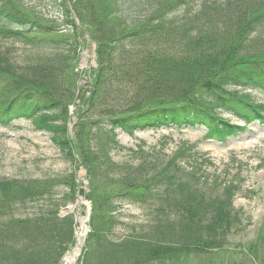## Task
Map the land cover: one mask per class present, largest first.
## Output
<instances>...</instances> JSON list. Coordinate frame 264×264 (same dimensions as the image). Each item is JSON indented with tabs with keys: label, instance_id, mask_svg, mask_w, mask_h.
I'll return each mask as SVG.
<instances>
[{
	"label": "trees",
	"instance_id": "obj_1",
	"mask_svg": "<svg viewBox=\"0 0 264 264\" xmlns=\"http://www.w3.org/2000/svg\"><path fill=\"white\" fill-rule=\"evenodd\" d=\"M97 1L0 0V126L23 120L48 131L63 161L87 171L93 210L79 264L101 254L98 264H149L222 250L241 231V182L210 178L197 145L169 157L142 146L121 161L111 153L125 150L118 130L202 127L225 144L263 123L264 100L229 91L264 99V0H111L113 27L95 16ZM42 4L58 16L46 20ZM86 36L96 66L82 87ZM75 186L73 172L0 179V264H63L76 221L61 211ZM127 206L145 221L114 239ZM247 255L264 264V232Z\"/></svg>",
	"mask_w": 264,
	"mask_h": 264
},
{
	"label": "rangeland",
	"instance_id": "obj_2",
	"mask_svg": "<svg viewBox=\"0 0 264 264\" xmlns=\"http://www.w3.org/2000/svg\"><path fill=\"white\" fill-rule=\"evenodd\" d=\"M43 12L47 15L46 20H53L58 16L57 12H48V8L42 4ZM85 8V7H83ZM95 8V7H94ZM111 0H98L96 2L95 16L101 18H112L108 23L110 26L118 25L116 19L111 16ZM83 50L77 67L80 71V86H87L89 75L95 61L96 46L88 36L83 38ZM82 39V41H84ZM93 48V49H92ZM229 92L249 95L256 102L264 99L256 91L249 89H230ZM80 94L78 101H80ZM75 107L71 108L69 129L77 122ZM224 118L244 128L243 121L224 115ZM237 137L230 138L225 144L206 137V129L196 127L188 128H164L161 130H137L134 135L123 131H117V140L125 148L124 151H113L111 156L115 161L125 160L129 157L130 149L136 150L144 147L146 150H161L165 155L172 156L179 147L184 144L197 145V150L204 156L206 174L221 181L241 182L242 194L234 201L237 210L243 212V223L241 231L235 232L229 239V245L222 250H214L199 256H189L179 261H156L149 264H251L249 261L248 248L257 240L258 234L264 232V122L255 121L245 131L241 130ZM74 173V203H79L73 213L80 212L86 221V237L90 233V221L92 216V202L88 200L89 177L83 167H73L65 163L59 149L54 145L52 136L48 131H36L30 122L19 120L7 127L0 126V179H44L49 177H61ZM248 196V197H247ZM70 207V206H69ZM121 212L120 225L114 239L124 238L131 233L133 226H138L145 221L143 210L138 207L127 206ZM68 213L62 210L61 214ZM76 228L75 243L66 258L73 255L78 238ZM85 245V244H84ZM84 252V248H83ZM82 252V253H83ZM262 253V251H261ZM104 254L96 255L89 260L90 264H98L104 260ZM83 255L77 261L82 260ZM104 257V258H103ZM65 264V263H64Z\"/></svg>",
	"mask_w": 264,
	"mask_h": 264
},
{
	"label": "bare ground",
	"instance_id": "obj_3",
	"mask_svg": "<svg viewBox=\"0 0 264 264\" xmlns=\"http://www.w3.org/2000/svg\"><path fill=\"white\" fill-rule=\"evenodd\" d=\"M86 221L85 219H81L80 220V227H79V231H78V240H77V247L75 248V250L73 251V255H71L70 257L66 258V260L64 259V263L65 264H74L76 261V256L78 254V252L81 250L85 237H86Z\"/></svg>",
	"mask_w": 264,
	"mask_h": 264
},
{
	"label": "water",
	"instance_id": "obj_4",
	"mask_svg": "<svg viewBox=\"0 0 264 264\" xmlns=\"http://www.w3.org/2000/svg\"><path fill=\"white\" fill-rule=\"evenodd\" d=\"M93 49V48H92ZM79 205V203H75V204H71L70 207L66 208L65 210L68 212V213H73L75 207ZM82 215L80 212L76 213L75 214V220H76V223L79 224L80 223V220L82 219ZM82 255V250H80L76 256V261L74 264L77 263L78 259L81 257Z\"/></svg>",
	"mask_w": 264,
	"mask_h": 264
}]
</instances>
